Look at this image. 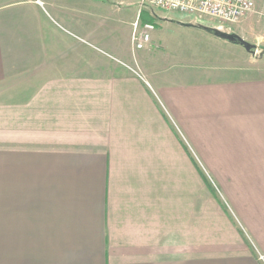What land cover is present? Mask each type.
<instances>
[{"label":"crops","instance_id":"1","mask_svg":"<svg viewBox=\"0 0 264 264\" xmlns=\"http://www.w3.org/2000/svg\"><path fill=\"white\" fill-rule=\"evenodd\" d=\"M38 2L0 0V264H264V79L175 78Z\"/></svg>","mask_w":264,"mask_h":264},{"label":"rangeland","instance_id":"2","mask_svg":"<svg viewBox=\"0 0 264 264\" xmlns=\"http://www.w3.org/2000/svg\"><path fill=\"white\" fill-rule=\"evenodd\" d=\"M37 1L45 7L40 0ZM47 1L51 4L48 7L51 15H54V10L58 12L63 10L67 21L71 17L72 20L76 19L75 24L72 23L74 30L62 21H58L60 28L65 27L69 31H78L79 27H83L88 33L89 31L98 32V35L104 36L105 41H113L118 52H131L130 39L133 23L140 16L141 26L150 23L156 29L152 33L150 42V53L155 57L153 59L162 61L161 65L157 63L156 66L170 68L171 74L175 78L194 80L196 76L204 82L212 83H235L264 79V56H261L264 51V0H254L256 5L254 13L239 24L227 28V32L236 33L247 42L256 45V57L247 53L241 46L222 41L205 30L183 27L178 24L195 22L208 27L221 26L213 19L199 20L180 13H167L156 8L138 7L137 3L133 1ZM165 19L170 21L166 22ZM99 44L96 45L99 46ZM137 53L142 55L148 51L144 48ZM235 53L238 54L235 55ZM121 61L129 64L124 60ZM237 65L242 68H235ZM260 257L259 260L264 262Z\"/></svg>","mask_w":264,"mask_h":264},{"label":"built area","instance_id":"3","mask_svg":"<svg viewBox=\"0 0 264 264\" xmlns=\"http://www.w3.org/2000/svg\"><path fill=\"white\" fill-rule=\"evenodd\" d=\"M133 1L148 8H156L167 13H180L199 20L213 19L221 26H233L252 15L256 5L254 0H121ZM155 26L140 24V16L133 23L131 45L133 52L147 47L152 41ZM132 70V69H131ZM134 71V70H132ZM136 72V71H134ZM137 73V72H136ZM264 261V257H260Z\"/></svg>","mask_w":264,"mask_h":264},{"label":"water","instance_id":"4","mask_svg":"<svg viewBox=\"0 0 264 264\" xmlns=\"http://www.w3.org/2000/svg\"><path fill=\"white\" fill-rule=\"evenodd\" d=\"M138 7H147L145 5L137 4ZM166 22H169L170 20L165 19ZM172 23H175L171 21ZM179 25L183 27H188V28H199L202 30H205L206 32L212 34L216 38L228 42L230 44L236 45V46H241L247 53L251 54L252 56L257 55V46L254 44H251L244 40L241 36H239L236 33H229L227 32V28L223 26H213V27H208V26H202L198 25L197 23H178ZM264 56V51L262 52V55Z\"/></svg>","mask_w":264,"mask_h":264}]
</instances>
